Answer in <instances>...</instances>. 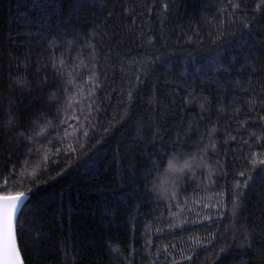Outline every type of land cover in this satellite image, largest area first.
<instances>
[{
	"label": "trees",
	"instance_id": "trees-1",
	"mask_svg": "<svg viewBox=\"0 0 264 264\" xmlns=\"http://www.w3.org/2000/svg\"><path fill=\"white\" fill-rule=\"evenodd\" d=\"M258 5L0 0V189L31 196L24 264H264V181L243 184L264 160ZM169 152L213 170L160 200Z\"/></svg>",
	"mask_w": 264,
	"mask_h": 264
},
{
	"label": "snow or ice",
	"instance_id": "snow-or-ice-1",
	"mask_svg": "<svg viewBox=\"0 0 264 264\" xmlns=\"http://www.w3.org/2000/svg\"><path fill=\"white\" fill-rule=\"evenodd\" d=\"M232 6L233 8H239L241 5L237 2ZM255 11L257 16H254L253 19L264 18V10L259 5ZM244 27L249 28V23H245ZM212 147L214 148L215 145L213 144ZM259 164L261 165L259 176L249 175L243 181L246 188L253 186L257 179L264 181V160H260ZM240 175L243 176L244 173H240ZM237 188H239V184H237ZM30 200L31 196L24 191L8 192L7 185H5V188L0 189V260L3 261V264H24L17 243V225L20 224V215L23 212L24 205ZM19 230H22V225Z\"/></svg>",
	"mask_w": 264,
	"mask_h": 264
},
{
	"label": "clouds",
	"instance_id": "clouds-1",
	"mask_svg": "<svg viewBox=\"0 0 264 264\" xmlns=\"http://www.w3.org/2000/svg\"><path fill=\"white\" fill-rule=\"evenodd\" d=\"M201 169L209 174L213 170L212 164L205 156L196 153L169 152L162 166L151 173L147 182L148 191L157 199L165 200L175 195L178 181L185 175L194 176Z\"/></svg>",
	"mask_w": 264,
	"mask_h": 264
},
{
	"label": "rangeland",
	"instance_id": "rangeland-1",
	"mask_svg": "<svg viewBox=\"0 0 264 264\" xmlns=\"http://www.w3.org/2000/svg\"><path fill=\"white\" fill-rule=\"evenodd\" d=\"M258 199H259V201L264 202V187H263V191L261 192V194H259Z\"/></svg>",
	"mask_w": 264,
	"mask_h": 264
},
{
	"label": "water",
	"instance_id": "water-1",
	"mask_svg": "<svg viewBox=\"0 0 264 264\" xmlns=\"http://www.w3.org/2000/svg\"><path fill=\"white\" fill-rule=\"evenodd\" d=\"M0 264H3V261L2 260H0Z\"/></svg>",
	"mask_w": 264,
	"mask_h": 264
}]
</instances>
